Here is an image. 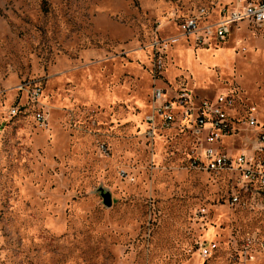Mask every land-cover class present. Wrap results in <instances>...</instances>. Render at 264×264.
Listing matches in <instances>:
<instances>
[{
	"label": "rangeland",
	"instance_id": "374dc122",
	"mask_svg": "<svg viewBox=\"0 0 264 264\" xmlns=\"http://www.w3.org/2000/svg\"><path fill=\"white\" fill-rule=\"evenodd\" d=\"M238 1L0 0V264H264V196L207 169L206 132L176 102L225 96L214 147L253 149L264 33L241 21L213 37ZM155 88L170 127L149 121Z\"/></svg>",
	"mask_w": 264,
	"mask_h": 264
},
{
	"label": "built area",
	"instance_id": "2783aa9c",
	"mask_svg": "<svg viewBox=\"0 0 264 264\" xmlns=\"http://www.w3.org/2000/svg\"><path fill=\"white\" fill-rule=\"evenodd\" d=\"M241 21H247L250 26L264 33V0L238 1L232 10L224 14L223 17L214 24L213 37L216 40H225L231 34L233 26H237ZM181 28L184 34H196L198 31L195 19L186 20ZM152 99L153 116L149 117V121L153 120L154 122V119L158 118L162 126L166 128L170 127L178 114L174 111L175 104H173L159 88L153 90ZM176 99L179 107L182 108L180 117H191L190 122L192 125L190 130L192 134L198 137L203 132H206L204 142H198L201 144L202 155L206 158L207 169L219 172H230L234 176L235 184L240 190H244L245 193L250 194V196H264V158H259L258 156L264 154V128L261 127L258 130L255 145L250 153L243 150L238 156L233 157L221 151L219 148L214 147L221 137L230 134V128L225 124L228 119L227 117L225 118L221 110L218 109V106L225 102L226 97H218L215 106L208 107L205 105L197 110L194 109L188 95L179 94L176 96ZM187 102L189 106H186ZM250 110L252 113H249L247 122L251 126L257 127L259 121L254 116L255 109L251 108ZM195 111H202V113L197 114L196 112V116H194ZM212 114L216 117L215 120H213ZM208 115L212 120L207 121ZM38 118L39 120H44L43 116L41 117L38 115ZM203 143H205L204 146ZM196 161L197 160H192L194 166L196 165ZM233 201L238 202L239 197L234 196ZM214 247V244L203 246L201 250L202 256L204 258L209 256Z\"/></svg>",
	"mask_w": 264,
	"mask_h": 264
},
{
	"label": "water",
	"instance_id": "95a60500",
	"mask_svg": "<svg viewBox=\"0 0 264 264\" xmlns=\"http://www.w3.org/2000/svg\"><path fill=\"white\" fill-rule=\"evenodd\" d=\"M103 201H104V203L106 204V205H110V195H109V193H104L103 194Z\"/></svg>",
	"mask_w": 264,
	"mask_h": 264
},
{
	"label": "crops",
	"instance_id": "0c3cea01",
	"mask_svg": "<svg viewBox=\"0 0 264 264\" xmlns=\"http://www.w3.org/2000/svg\"><path fill=\"white\" fill-rule=\"evenodd\" d=\"M239 25V24H238Z\"/></svg>",
	"mask_w": 264,
	"mask_h": 264
}]
</instances>
